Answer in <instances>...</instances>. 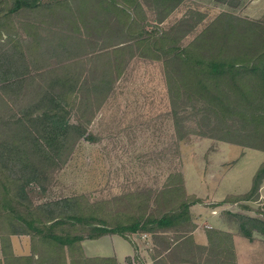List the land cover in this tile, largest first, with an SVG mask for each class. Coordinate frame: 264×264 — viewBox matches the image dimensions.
Listing matches in <instances>:
<instances>
[{
	"label": "trees",
	"instance_id": "1",
	"mask_svg": "<svg viewBox=\"0 0 264 264\" xmlns=\"http://www.w3.org/2000/svg\"><path fill=\"white\" fill-rule=\"evenodd\" d=\"M14 3L11 14L41 9L38 1ZM122 3L126 5L124 10H116L119 5L116 2L105 8L103 2L91 7L99 10L102 17L108 15L104 21L92 18L97 24L94 28L103 31L97 34L99 38L90 34L81 36L74 16H66L69 13L66 11L64 20L72 32L60 37L50 35L51 39L46 40L31 34L34 56L17 50V54L6 52L0 56V241L5 264H117L109 259H87L82 243L135 234L179 235L176 239L155 238L157 244L168 245L157 258L180 247L191 248V254L193 249L206 253L191 239L195 226L190 210L202 202L185 195L183 182L163 193L168 207L165 212L151 214V206L147 204L138 218L122 215L121 221L131 222H121L117 227L111 224L110 215L85 198L39 207L30 198L29 188L37 186L45 191L51 177L67 163L82 141L96 143L89 127L122 76L124 57L134 50L133 43L145 57L162 61L170 93L175 97L183 89L190 97L201 96L216 110L234 111L244 104L253 106L257 94L264 95V28L224 17L226 20L218 21L195 45L183 49L173 36L176 29L155 38L129 14L130 2ZM156 3L162 9L163 21L181 2ZM85 4L82 12L87 10ZM54 7L47 9L53 11ZM83 18L81 21L87 27ZM111 26L116 34L115 44L109 34L105 35ZM88 66L90 70H86ZM248 74L261 83L259 88L255 81L254 85L247 81ZM230 94L239 95L238 100L231 101ZM263 180L264 165L245 199L258 198ZM180 226L183 231L178 233ZM240 226L249 239L254 231L264 236V221L244 219ZM15 236L31 238V258L14 257L11 238ZM215 254L223 256L220 248ZM188 258L186 261L194 262L195 257ZM159 264H165L164 258Z\"/></svg>",
	"mask_w": 264,
	"mask_h": 264
},
{
	"label": "rangeland",
	"instance_id": "2",
	"mask_svg": "<svg viewBox=\"0 0 264 264\" xmlns=\"http://www.w3.org/2000/svg\"><path fill=\"white\" fill-rule=\"evenodd\" d=\"M37 1L41 9L11 14L16 0H0V21H3L0 56L6 52L17 54V51L34 56L31 34L46 40L51 39L50 35L60 37L72 32L64 20L66 11H69L66 16H74L81 36L90 34L99 38L97 34L103 31L94 28L97 24L92 22V18L104 21L108 16L105 14L102 17V11L100 16L99 10L91 9L99 2H103L104 8L116 2L119 4L116 10H124L126 5L122 2H130L128 12L140 27L155 38L176 29L173 36L183 49L195 45L207 30L213 29L224 17L264 28L263 0H180L179 7L163 21L162 9L156 2L177 1ZM84 2L87 12L81 11L84 10ZM50 6H55L53 11L47 9ZM81 17H84L87 27ZM106 34L112 40L116 38L113 26L105 31ZM134 46V50L124 57L122 76L89 127L96 143L82 141L67 163L51 177L45 191L37 186L29 188L35 207L65 199L85 198L110 215L111 224L117 227L121 222H131L121 221L122 215L138 218L146 211L147 204L151 206V214L165 212L168 207L163 193L170 186L179 187L181 182L184 183L185 195L198 200L192 192L199 189L200 179L205 182L208 176L216 173L211 169L212 159L218 164L238 161L243 181L250 179L255 169L264 162V154L254 150H264V95L257 94L253 106L244 104L234 111L216 110L201 96L193 94L190 97L183 89L177 92L180 96L175 97L170 93L162 61L153 60L149 55L145 57L138 45L133 43ZM50 63L54 64V61ZM42 64L39 66L42 67ZM90 68L88 66L86 70ZM246 78L260 87L261 83L252 75L248 74ZM238 97L230 94L233 102ZM230 146L247 150L246 155L241 158L243 151ZM217 148L219 151L216 153ZM182 228L178 227L176 232L183 231ZM141 235L149 236L156 245L153 257L164 254L168 246L163 242L157 244L159 242L155 238L176 239L179 236L174 233L167 236ZM140 238L143 242L149 240ZM149 246L145 243L143 247L149 249ZM193 251L194 254H191V248H186L184 255L195 258L206 256ZM229 257L210 255L205 257V261L221 264L227 258L230 260Z\"/></svg>",
	"mask_w": 264,
	"mask_h": 264
},
{
	"label": "crops",
	"instance_id": "3",
	"mask_svg": "<svg viewBox=\"0 0 264 264\" xmlns=\"http://www.w3.org/2000/svg\"><path fill=\"white\" fill-rule=\"evenodd\" d=\"M48 1L44 0V2ZM230 147L241 149L243 151L241 158L246 155L247 150L236 146ZM218 151L219 149L216 153ZM212 160L211 169L213 173H216L208 176L205 182H202L201 178L199 189L192 192V195L201 200L202 204L190 210L195 226L191 239L196 247L206 250V256L216 255L213 252L218 248L223 250V255L229 256L233 253V256L229 257L230 260L227 258L221 264H264V236L254 231L252 238L249 239L242 234L240 226V221L244 219L264 221V180L258 198L245 199L251 193L254 178L264 162L255 169L250 179L243 181L241 172L238 170L240 164L238 161H222L218 164L217 160ZM186 183L188 186V179ZM141 236L142 239L149 240L143 242L140 240ZM145 243L150 245L149 249L143 247ZM11 248L16 259L32 257L33 248L30 237H12ZM82 248L85 257L89 260L109 259L115 260L118 264H159L163 258L165 264H206L204 255L196 257L194 262L186 261L188 256L184 255L183 247L162 258H157L156 255L153 257L157 250L156 245L149 236L141 234L127 238L107 236L97 241H85L82 243ZM0 264H5L1 241ZM208 264H214V262Z\"/></svg>",
	"mask_w": 264,
	"mask_h": 264
}]
</instances>
